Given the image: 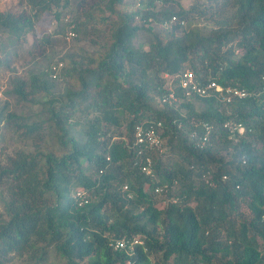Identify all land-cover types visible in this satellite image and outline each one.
<instances>
[{
    "label": "trees",
    "instance_id": "16d2710c",
    "mask_svg": "<svg viewBox=\"0 0 264 264\" xmlns=\"http://www.w3.org/2000/svg\"><path fill=\"white\" fill-rule=\"evenodd\" d=\"M27 5L30 12L19 15L0 12L10 44L20 45L45 13L57 21L54 36L67 28L86 37L100 24L108 39L91 54L60 59V92L48 80L58 64L11 79L5 95L20 106L44 99L47 117L30 122L0 110V122L43 145L0 170L9 180L0 264L9 255L41 264L47 248L66 264H264V0H195L188 9L177 0ZM195 19L215 28L185 27ZM142 30L151 34L146 51L134 43ZM185 71L248 96L190 100L174 80L179 101L161 103L163 75ZM151 121L161 122L163 139L162 152H146L153 177L135 165L143 155L133 145L134 127ZM204 124L211 127L205 142ZM235 124L245 132L232 131ZM76 191L87 194L86 204L77 206ZM135 237L141 244L132 253L111 245Z\"/></svg>",
    "mask_w": 264,
    "mask_h": 264
},
{
    "label": "rangeland",
    "instance_id": "374dc122",
    "mask_svg": "<svg viewBox=\"0 0 264 264\" xmlns=\"http://www.w3.org/2000/svg\"><path fill=\"white\" fill-rule=\"evenodd\" d=\"M177 2L183 8L188 9L195 3V0H177ZM0 12L19 15L22 12H30V7L27 5V0H0ZM72 14H74V10L64 16L63 22L70 20ZM57 25V21L50 14H43L35 22L32 31L25 34L24 39L17 46L8 42L6 34L0 33V110L2 109L5 114L14 113L27 118L30 122L42 118L46 119L47 114L42 110L44 99H41L39 104L36 105L20 106L14 97L5 95L6 90L11 86V79L13 77L27 79L30 71L48 69V67L58 64L56 79L48 77V80L54 82L60 92L66 85L61 76L64 64L60 59L69 54H91L97 49V46L104 44L108 39L106 25L94 24L96 30H91V35L84 37L77 36L74 33V36L69 38L66 36L67 28H65L64 33L52 35L54 30L57 29ZM185 27H198L204 33H208L210 29L215 28L214 24L206 19H195L187 23ZM48 35H52L51 41L49 43L43 42L42 38ZM150 35L147 31H140L134 40L135 45L142 46L146 51L151 38ZM237 55H240V52ZM59 62H61V65ZM165 81L169 83L168 80L165 79ZM199 105L198 102L193 104L195 109H199ZM124 130L123 125L120 131L123 133ZM22 132L23 130H20L16 124H7L5 121L0 122V170L8 166L9 160L16 158L20 152L30 153L35 150L37 144L43 147L42 143L32 137L25 138L22 136ZM8 182L7 178H1L0 176V215L3 218H6L4 201L8 200ZM154 193L161 198L165 197L160 191L155 190ZM190 204L191 206L194 205L193 202ZM242 210L247 211L245 207ZM3 264H36V260L28 255H9L3 261ZM41 264H66V262L53 248H47L45 260Z\"/></svg>",
    "mask_w": 264,
    "mask_h": 264
},
{
    "label": "built area",
    "instance_id": "2783aa9c",
    "mask_svg": "<svg viewBox=\"0 0 264 264\" xmlns=\"http://www.w3.org/2000/svg\"><path fill=\"white\" fill-rule=\"evenodd\" d=\"M175 18H172L174 20ZM68 38L73 37L74 33L69 31L67 33ZM61 65V64H60ZM58 67V65H57ZM56 67L53 68L54 72L51 75L53 79L56 78ZM164 78L169 81L166 82V89L168 93L161 98V103L173 104L179 101L178 97L173 91L172 83L177 80V85L184 91V96L188 99H193V96L205 97L214 94L223 102H231L233 99H243L248 96V92L245 89L236 86L223 87L217 84L216 81L208 79L204 83L198 82L195 76L190 71H185L182 74L175 76L164 75ZM230 125V124H228ZM206 134L203 137V142L207 141V135L211 130V127L204 124ZM162 128L161 122H148L145 124H138L134 127L133 131V145L138 148V155H143L140 161H135V165L139 167L140 171L146 176L153 177V159L146 154V152H162L163 139L161 137L160 130ZM232 131H237L240 134L245 132V128L241 124H235L231 127ZM139 156V157H140ZM225 178V177H224ZM123 190H128L127 186L123 187ZM161 191L160 189H155ZM72 198L77 203V206H82L88 202L87 194L84 191L74 192ZM141 244V241L135 237L132 240L117 239L114 240L111 245L115 250H125L129 253L134 251L135 245Z\"/></svg>",
    "mask_w": 264,
    "mask_h": 264
}]
</instances>
